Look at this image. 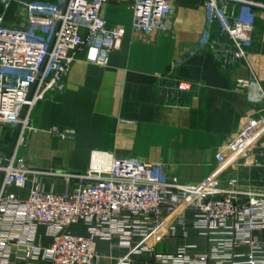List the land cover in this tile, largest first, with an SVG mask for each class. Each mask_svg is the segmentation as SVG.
Wrapping results in <instances>:
<instances>
[{
  "label": "built area",
  "instance_id": "built-area-1",
  "mask_svg": "<svg viewBox=\"0 0 264 264\" xmlns=\"http://www.w3.org/2000/svg\"><path fill=\"white\" fill-rule=\"evenodd\" d=\"M107 1L21 0V27L4 24L3 11L10 0H0V143L3 130L13 135L19 124L8 159L0 152V264H10L14 252L30 261L99 264L97 239L126 250L113 264H130V255L141 252L150 253V264H264V95L247 61L253 24L234 11L237 4L260 3L203 0L207 27L200 45L223 67L247 64L249 77L238 79L237 85L246 89L249 101L262 105L257 116L245 117L217 148L214 173L196 183H181L165 178L159 164L98 150L92 151L83 173H58L65 185L72 179L77 183L56 192L42 188L39 175L45 171L27 164L21 151L28 133L37 130L31 121L37 102L47 92L63 89L70 64L80 52L87 62L105 65L125 34L124 25H110L102 16ZM172 6L173 0H131L132 31L169 34ZM159 86L169 97H175V90L196 89L175 77ZM45 130L59 139L75 135L73 128L53 125ZM241 167L256 169L257 177L222 175ZM29 176L32 188L20 196L13 188L23 187ZM186 210L193 211L190 219ZM79 222L86 226V235L65 232ZM177 222L205 237L206 249L197 251L189 244L173 253L155 251L153 240L173 234ZM39 226L51 238L48 245L38 237Z\"/></svg>",
  "mask_w": 264,
  "mask_h": 264
},
{
  "label": "crops",
  "instance_id": "crops-1",
  "mask_svg": "<svg viewBox=\"0 0 264 264\" xmlns=\"http://www.w3.org/2000/svg\"><path fill=\"white\" fill-rule=\"evenodd\" d=\"M20 1L10 0L3 11L5 25H24ZM252 1L264 5V0ZM261 5L237 4L234 11L253 24L247 61L264 95ZM102 16L110 25L125 27L119 46L111 51L107 63L87 62L80 52L70 64L63 89L47 92L33 108L31 121L37 130L28 133L21 153L31 169L45 171L39 175L42 188L56 192L70 189L76 179L65 185L58 173H83L92 151L98 150L159 164L165 178L181 183H196L214 173L217 148L239 129L245 117L257 116L262 105L249 101L246 89L237 85L238 79L249 77L247 64L223 67L207 47L200 45L207 27L203 0H173V30L169 34L132 31L131 0L107 1ZM173 77L193 83L196 89L175 90V97L167 96L159 85ZM53 125L73 128L74 137L51 136L45 129ZM11 138L5 142L2 137L0 152H7ZM233 174L252 180L257 177V170L229 168L222 173ZM32 185L33 178L29 176L23 187L13 190L26 196ZM185 214L190 219L193 211L186 210ZM65 232L87 234L81 222L69 225ZM37 234L43 245L50 243L44 226L38 227ZM152 244L157 252L173 253L180 245L189 244L203 251L208 243L196 229L177 222L173 234L154 239ZM96 249L99 264H113L126 253L99 239ZM23 257L22 252H14L10 264H53ZM150 257L148 252L131 254L130 264H150Z\"/></svg>",
  "mask_w": 264,
  "mask_h": 264
},
{
  "label": "water",
  "instance_id": "water-1",
  "mask_svg": "<svg viewBox=\"0 0 264 264\" xmlns=\"http://www.w3.org/2000/svg\"><path fill=\"white\" fill-rule=\"evenodd\" d=\"M33 88H34V85H32V87L30 88V91H29L28 96H27L28 98H30ZM25 110H26V105H24V106L22 107V110H21V112H20V118H22V117L24 116ZM18 130H19V124L16 126V128H15V130H14V132H13V135H12V138H11L10 145H9L8 150H7V152H6V158H7V159H8V157H9L10 154H11V151H12V148H13V146H14L15 139H16V136H17V133H18ZM6 162H7V161H5V164H6ZM2 177H3V173L1 172V173H0V183H1Z\"/></svg>",
  "mask_w": 264,
  "mask_h": 264
},
{
  "label": "trees",
  "instance_id": "trees-1",
  "mask_svg": "<svg viewBox=\"0 0 264 264\" xmlns=\"http://www.w3.org/2000/svg\"><path fill=\"white\" fill-rule=\"evenodd\" d=\"M11 136H12V132L11 131H7L6 133H4V135H3L4 141L7 142L10 139Z\"/></svg>",
  "mask_w": 264,
  "mask_h": 264
},
{
  "label": "rangeland",
  "instance_id": "rangeland-1",
  "mask_svg": "<svg viewBox=\"0 0 264 264\" xmlns=\"http://www.w3.org/2000/svg\"><path fill=\"white\" fill-rule=\"evenodd\" d=\"M7 131H9V130H8V129H4L2 133L4 134V133H6ZM256 182H257V181H256ZM257 183H258V182H257Z\"/></svg>",
  "mask_w": 264,
  "mask_h": 264
}]
</instances>
